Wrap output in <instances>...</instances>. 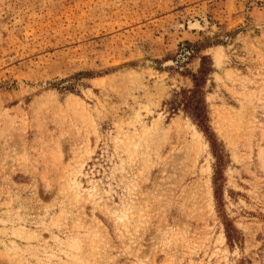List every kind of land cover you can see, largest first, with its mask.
<instances>
[{
    "label": "rangeland",
    "instance_id": "obj_1",
    "mask_svg": "<svg viewBox=\"0 0 264 264\" xmlns=\"http://www.w3.org/2000/svg\"><path fill=\"white\" fill-rule=\"evenodd\" d=\"M0 264H264V0H0Z\"/></svg>",
    "mask_w": 264,
    "mask_h": 264
},
{
    "label": "trees",
    "instance_id": "obj_2",
    "mask_svg": "<svg viewBox=\"0 0 264 264\" xmlns=\"http://www.w3.org/2000/svg\"><path fill=\"white\" fill-rule=\"evenodd\" d=\"M204 67H205V65H203V70H201V73L204 72ZM198 80H200V79L197 78V81H198ZM192 93L197 94V90L194 89ZM195 94H194V95H195ZM185 98H186V100H187V101H186L187 103L194 104V108H197V109H198V104H197L198 101L196 100V98H193V95H192V96H189V97H185ZM192 98H193V103H192ZM197 116H198V117H197L198 120L202 122V120H203V116L199 113V111H198Z\"/></svg>",
    "mask_w": 264,
    "mask_h": 264
},
{
    "label": "bare ground",
    "instance_id": "obj_3",
    "mask_svg": "<svg viewBox=\"0 0 264 264\" xmlns=\"http://www.w3.org/2000/svg\"><path fill=\"white\" fill-rule=\"evenodd\" d=\"M196 131V130H195ZM198 134V133H197Z\"/></svg>",
    "mask_w": 264,
    "mask_h": 264
}]
</instances>
